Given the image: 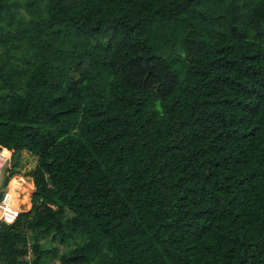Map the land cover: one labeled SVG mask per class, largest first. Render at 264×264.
<instances>
[{
  "label": "trees",
  "instance_id": "obj_1",
  "mask_svg": "<svg viewBox=\"0 0 264 264\" xmlns=\"http://www.w3.org/2000/svg\"><path fill=\"white\" fill-rule=\"evenodd\" d=\"M2 147L0 264H264V0H0Z\"/></svg>",
  "mask_w": 264,
  "mask_h": 264
},
{
  "label": "built area",
  "instance_id": "obj_2",
  "mask_svg": "<svg viewBox=\"0 0 264 264\" xmlns=\"http://www.w3.org/2000/svg\"><path fill=\"white\" fill-rule=\"evenodd\" d=\"M10 156V150L3 147L0 148V221L7 224L13 223L16 220L18 213L21 211L15 203L16 199L20 196V192H15L14 190L15 193L12 195L10 190L11 179L17 174L11 176L7 182L4 183ZM16 195L18 196L16 197Z\"/></svg>",
  "mask_w": 264,
  "mask_h": 264
},
{
  "label": "rangeland",
  "instance_id": "obj_3",
  "mask_svg": "<svg viewBox=\"0 0 264 264\" xmlns=\"http://www.w3.org/2000/svg\"><path fill=\"white\" fill-rule=\"evenodd\" d=\"M8 166V165H7ZM9 167V166H8ZM22 177L23 181H19L18 178ZM12 180H16L17 184L16 187H18V192H20V196L16 199L15 203L17 205V207L22 211V210H27L29 209V207L31 206V202H30V195L31 193L35 190L31 176L24 174V173H20L17 174L15 176L12 177ZM11 180V182H12ZM32 184V188L30 189L28 187V184ZM14 192V191H13ZM12 192V195H13ZM18 195H16L17 197ZM28 243L31 244L32 243V237L31 234L28 235ZM41 246L42 248H46L49 246H55L57 247L58 250V255L68 251L71 247L72 244L70 243H61L58 241H50V239H41L40 240ZM30 255L26 256V259H29ZM44 264H58V259L53 257V256H48L45 260H44Z\"/></svg>",
  "mask_w": 264,
  "mask_h": 264
},
{
  "label": "bare ground",
  "instance_id": "obj_4",
  "mask_svg": "<svg viewBox=\"0 0 264 264\" xmlns=\"http://www.w3.org/2000/svg\"><path fill=\"white\" fill-rule=\"evenodd\" d=\"M12 180V179H11ZM17 181L16 180H12V182H10V190L11 193L15 190V192H18V187H16ZM13 192V193H15Z\"/></svg>",
  "mask_w": 264,
  "mask_h": 264
},
{
  "label": "water",
  "instance_id": "obj_5",
  "mask_svg": "<svg viewBox=\"0 0 264 264\" xmlns=\"http://www.w3.org/2000/svg\"><path fill=\"white\" fill-rule=\"evenodd\" d=\"M145 67L148 69L149 72L152 71L151 65H150V57L149 56L145 57Z\"/></svg>",
  "mask_w": 264,
  "mask_h": 264
}]
</instances>
